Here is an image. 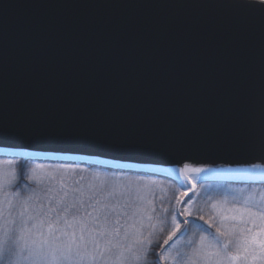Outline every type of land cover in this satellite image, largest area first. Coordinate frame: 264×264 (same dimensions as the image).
<instances>
[{
	"label": "snow or ice",
	"instance_id": "snow-or-ice-1",
	"mask_svg": "<svg viewBox=\"0 0 264 264\" xmlns=\"http://www.w3.org/2000/svg\"><path fill=\"white\" fill-rule=\"evenodd\" d=\"M21 8L84 19L66 25L70 44L37 48L27 24H9ZM6 141L15 150L0 166V264H264L260 163L238 170L247 191L203 194L188 185L212 170L183 163L167 172L179 191L168 197L129 177L132 164L90 171L72 155L219 149L264 163V0H5Z\"/></svg>",
	"mask_w": 264,
	"mask_h": 264
},
{
	"label": "water",
	"instance_id": "water-1",
	"mask_svg": "<svg viewBox=\"0 0 264 264\" xmlns=\"http://www.w3.org/2000/svg\"><path fill=\"white\" fill-rule=\"evenodd\" d=\"M5 0H0V4ZM11 3L29 4V3H61L64 0H8ZM75 10H73L74 12ZM73 12L67 9L59 8H21L13 9L9 13L10 26H18L27 24L30 28L28 39L33 42L34 47L44 48L55 46L57 43L70 44L72 35L69 34L66 25L72 22H79L84 16L76 17ZM20 42H18L19 44ZM15 150V143L12 141L0 142V157L13 158L12 153ZM39 150V149H32ZM72 155L77 157L76 164H86L107 168L115 162L132 164L137 171L133 173L155 175L167 179V172L174 167H180L183 163H189L192 167H206L212 171L201 174V181L211 180H234L249 181L235 177H228L234 173H240V169H250L254 164L260 163L264 167V163L256 159L252 155L242 150H212L207 153H174V154H149V153H133L108 151L105 153L96 152H78ZM83 159H80V158ZM37 161L61 162L59 156L50 157L48 159H38ZM160 169V172H151L149 169ZM231 169L232 171H227ZM172 180V179H171ZM183 180V176H181ZM256 178V181H260ZM191 188V183L188 185Z\"/></svg>",
	"mask_w": 264,
	"mask_h": 264
},
{
	"label": "trees",
	"instance_id": "trees-1",
	"mask_svg": "<svg viewBox=\"0 0 264 264\" xmlns=\"http://www.w3.org/2000/svg\"><path fill=\"white\" fill-rule=\"evenodd\" d=\"M8 159H12V158L0 157V161H5ZM35 163H43V164L47 165V164H56L57 162L24 161L21 158V159H19V161L17 163V167L19 168V165H23L25 171H27V169L33 167ZM78 165H79V167H87L90 171H92V170L108 171L109 170L107 168H102V167H98V166H91V165H86V164H78ZM128 176L131 178H136L137 176H140L143 179L156 181V183L158 184V187L156 184L155 185L156 189L153 191H155L157 196L167 195L168 197H171L173 195V192H175L176 195L179 196L178 184H177V182H174L171 179H167V178H163V177H159V176H155V175L133 173V172L128 173ZM24 183L28 184L29 181L24 180ZM250 184H251V182L244 183V182H233V181H207V182L198 183L194 189V192H200L201 194H203V191L205 189H208L209 187H211L213 189H217V190H223L224 186H227V188H244L247 191L248 190L247 186ZM255 186L259 187L260 182H256ZM161 189L165 190L164 193L161 192ZM199 223L204 224L203 221H199ZM188 227H189V231H191V226H188ZM204 227L207 228V225L205 224Z\"/></svg>",
	"mask_w": 264,
	"mask_h": 264
},
{
	"label": "bare ground",
	"instance_id": "bare-ground-1",
	"mask_svg": "<svg viewBox=\"0 0 264 264\" xmlns=\"http://www.w3.org/2000/svg\"><path fill=\"white\" fill-rule=\"evenodd\" d=\"M228 177H235V178H241V179H248V178H247V175H246L245 173H242V172L231 174V175H229ZM200 178H201V177H200ZM256 178H257V179H260V176L257 174V175H256ZM196 181H197V180H192L191 183H195Z\"/></svg>",
	"mask_w": 264,
	"mask_h": 264
},
{
	"label": "rangeland",
	"instance_id": "rangeland-1",
	"mask_svg": "<svg viewBox=\"0 0 264 264\" xmlns=\"http://www.w3.org/2000/svg\"><path fill=\"white\" fill-rule=\"evenodd\" d=\"M3 163H4V161H0V166H2L3 165ZM143 180H145V181H152V180H147V179H143ZM157 184V183H156ZM197 183H195V185H196ZM158 185V184H157ZM149 187L152 189V190H155L156 189V186L155 185H151V184H149ZM229 189H232V190H235V191H238V190H240V189H244V188H229ZM246 191V190H245Z\"/></svg>",
	"mask_w": 264,
	"mask_h": 264
}]
</instances>
